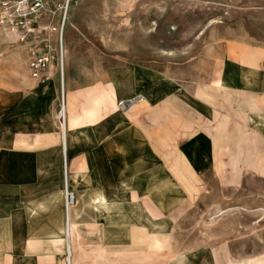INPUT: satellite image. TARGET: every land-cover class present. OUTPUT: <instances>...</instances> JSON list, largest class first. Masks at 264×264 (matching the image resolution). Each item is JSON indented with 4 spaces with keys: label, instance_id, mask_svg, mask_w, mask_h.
Returning <instances> with one entry per match:
<instances>
[{
    "label": "rangeland",
    "instance_id": "obj_1",
    "mask_svg": "<svg viewBox=\"0 0 264 264\" xmlns=\"http://www.w3.org/2000/svg\"><path fill=\"white\" fill-rule=\"evenodd\" d=\"M68 32L83 41L72 61ZM19 37L0 26L1 86L27 71ZM63 48L73 88L107 74L122 93L134 82L122 110L167 128L169 151L184 140L183 160L168 156L183 200L140 260L264 264V0H71Z\"/></svg>",
    "mask_w": 264,
    "mask_h": 264
},
{
    "label": "crops",
    "instance_id": "obj_2",
    "mask_svg": "<svg viewBox=\"0 0 264 264\" xmlns=\"http://www.w3.org/2000/svg\"><path fill=\"white\" fill-rule=\"evenodd\" d=\"M82 43L66 34L69 61ZM26 70L0 85V264H151L137 254L169 236L163 221L183 200L173 157L183 160L184 140L169 151L167 128L122 110L131 79L122 93L109 74L73 88L69 65L62 86L54 67L44 83ZM64 168L75 194L68 217Z\"/></svg>",
    "mask_w": 264,
    "mask_h": 264
},
{
    "label": "built area",
    "instance_id": "obj_3",
    "mask_svg": "<svg viewBox=\"0 0 264 264\" xmlns=\"http://www.w3.org/2000/svg\"><path fill=\"white\" fill-rule=\"evenodd\" d=\"M71 0H0V26L20 32L21 43L28 46L27 69L32 79L41 83L51 76L48 71L57 66L63 85L64 51L63 33ZM58 22H54V19ZM64 100L61 96L58 124L64 127ZM64 208L74 205V194L66 187L64 168ZM67 215V214H66ZM68 223V221H67Z\"/></svg>",
    "mask_w": 264,
    "mask_h": 264
},
{
    "label": "bare ground",
    "instance_id": "obj_4",
    "mask_svg": "<svg viewBox=\"0 0 264 264\" xmlns=\"http://www.w3.org/2000/svg\"><path fill=\"white\" fill-rule=\"evenodd\" d=\"M63 51H64V48H63ZM64 55H65V52H64ZM51 68H52V67H51ZM64 112H65V108H64ZM72 207H73V206L69 207L68 210H67V212L65 211V214L68 215V213H70V210H71ZM67 215H66V216H67ZM67 217H68V216H67ZM65 220H67V219L65 218ZM66 224H67V228H66V230L68 231V223L66 222ZM66 224H65V225H66Z\"/></svg>",
    "mask_w": 264,
    "mask_h": 264
}]
</instances>
